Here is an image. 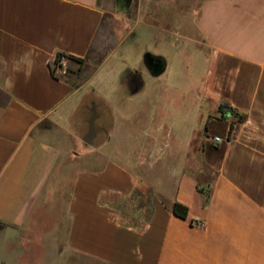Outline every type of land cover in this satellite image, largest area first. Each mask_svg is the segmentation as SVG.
<instances>
[{
  "label": "crops",
  "instance_id": "0c3cea01",
  "mask_svg": "<svg viewBox=\"0 0 264 264\" xmlns=\"http://www.w3.org/2000/svg\"><path fill=\"white\" fill-rule=\"evenodd\" d=\"M119 1L0 0V223L62 228L45 238L80 264H264V0H123V36L91 66ZM189 47L203 70L182 77ZM220 103L245 115L230 137Z\"/></svg>",
  "mask_w": 264,
  "mask_h": 264
},
{
  "label": "rangeland",
  "instance_id": "374dc122",
  "mask_svg": "<svg viewBox=\"0 0 264 264\" xmlns=\"http://www.w3.org/2000/svg\"><path fill=\"white\" fill-rule=\"evenodd\" d=\"M182 3L185 1L190 3V5H194L196 0H181ZM125 2L123 0L119 1V5L116 8L118 9V13L121 14L120 18H113L112 15H109L108 20L105 22L104 25H102V29L100 30L99 35L97 36L94 44L92 45V49L90 51V55L88 57V60L92 61L91 66L97 64L102 59L106 58L111 48L114 46V42L116 39H120L123 36L124 32V14H125ZM152 22L156 23V20H152ZM158 39V34L155 30H151V32L143 36L141 41H139V47L142 44L143 46L147 45V41H150V43H153ZM194 51L191 47L187 48V50H183L181 54V63L178 64L175 68V72L178 73L180 76L188 77L190 72L192 73L193 70H197L198 72H202L203 70V60H197L193 57ZM178 61V62H180ZM183 87V85H182ZM209 177V176H208ZM69 187V181L66 182ZM142 191L148 193V190L143 189ZM65 202V195H62L59 198L60 208L64 205ZM58 203V204H59ZM62 214V213H61ZM46 223H48L47 220H45ZM54 231L61 234L63 232L62 228L58 229H52L51 227H42L40 229H37L36 236L34 235H28V234H21L23 232H19L18 228L10 227L7 225H4L0 223V250L1 254H4V251L9 252L8 254H13L14 251L18 254L16 259H10V262L8 261V264H34V260L39 257V255H42L45 251V248H48L47 246L50 242V246H52V250L54 252L53 254V260L51 261L52 264H80V257H77L75 255L68 254V257L65 256V259L61 260V254L64 251L63 244L60 243L62 239H46L45 236L49 232ZM21 236V237H20ZM20 237V238H19ZM32 241L34 244L30 247L28 246L29 242ZM36 241L38 243H36ZM57 241L59 242L58 244ZM45 242H47V246L45 245ZM36 243V244H35ZM57 252V253H55ZM26 253V254H24ZM29 253V255L27 254ZM20 254V255H19ZM2 261V260H1ZM40 264H48L44 261L38 260L37 261Z\"/></svg>",
  "mask_w": 264,
  "mask_h": 264
},
{
  "label": "trees",
  "instance_id": "16d2710c",
  "mask_svg": "<svg viewBox=\"0 0 264 264\" xmlns=\"http://www.w3.org/2000/svg\"><path fill=\"white\" fill-rule=\"evenodd\" d=\"M60 55H63V54H58L57 56H60ZM217 113H218L217 117L220 119H226L228 116L232 117V119L230 121V128H229L228 137L231 136L236 125L241 124L245 121V115L244 114L239 113L236 109H234L231 106L226 105L224 103L219 104V106L217 108ZM198 190L201 193H204L203 188H201V189L198 188ZM205 194H206L207 198L210 196L209 192H207ZM171 213L179 219H182V220L188 219V208L179 202H174L172 204ZM189 223H190V225H194V224L199 225L198 223H194L193 221H190Z\"/></svg>",
  "mask_w": 264,
  "mask_h": 264
},
{
  "label": "built area",
  "instance_id": "2783aa9c",
  "mask_svg": "<svg viewBox=\"0 0 264 264\" xmlns=\"http://www.w3.org/2000/svg\"><path fill=\"white\" fill-rule=\"evenodd\" d=\"M51 71L52 75L57 78L64 77L67 75L68 67L66 55L56 56V59L51 66ZM212 141L214 144H217L220 142V139L218 137H213Z\"/></svg>",
  "mask_w": 264,
  "mask_h": 264
},
{
  "label": "water",
  "instance_id": "95a60500",
  "mask_svg": "<svg viewBox=\"0 0 264 264\" xmlns=\"http://www.w3.org/2000/svg\"><path fill=\"white\" fill-rule=\"evenodd\" d=\"M125 1L127 3L126 5L128 6L130 4V0H125ZM144 61L149 71L152 74L156 75L164 71L165 65H164V62L160 58L154 57L150 53H146L144 55Z\"/></svg>",
  "mask_w": 264,
  "mask_h": 264
}]
</instances>
